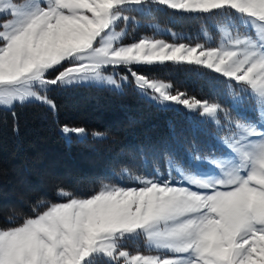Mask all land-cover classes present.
<instances>
[{
	"label": "snow or ice",
	"instance_id": "1",
	"mask_svg": "<svg viewBox=\"0 0 264 264\" xmlns=\"http://www.w3.org/2000/svg\"><path fill=\"white\" fill-rule=\"evenodd\" d=\"M154 5L230 23L218 46L154 36L124 44L121 23L135 24L130 13ZM168 65L226 78L234 107L253 101L259 120H233L214 100L134 67ZM85 84L132 87L161 109L182 106L206 124L220 126L223 113L235 129L223 141L228 151L193 154L186 163L166 152V176L159 161L155 175L125 166L87 196L60 188L57 202L0 227V264H264V0H0V109L38 102L55 114L50 94ZM60 131L88 136L83 127ZM138 239L157 254L122 250Z\"/></svg>",
	"mask_w": 264,
	"mask_h": 264
},
{
	"label": "trees",
	"instance_id": "2",
	"mask_svg": "<svg viewBox=\"0 0 264 264\" xmlns=\"http://www.w3.org/2000/svg\"><path fill=\"white\" fill-rule=\"evenodd\" d=\"M209 18L164 9L141 20L194 34ZM134 67L201 100L222 104L227 94L225 79L207 69ZM50 98L57 105L55 114L35 102L0 109V227L21 223L37 204L55 202L60 188L87 196L101 180L114 181L122 167L143 172L155 166L154 161L161 165L166 152L179 161L207 140L196 115L161 109L132 87L114 91L80 85L51 93ZM64 125L87 129V138L66 141L58 132ZM91 132L104 137L92 138Z\"/></svg>",
	"mask_w": 264,
	"mask_h": 264
},
{
	"label": "rangeland",
	"instance_id": "3",
	"mask_svg": "<svg viewBox=\"0 0 264 264\" xmlns=\"http://www.w3.org/2000/svg\"><path fill=\"white\" fill-rule=\"evenodd\" d=\"M164 9H168V8L164 5H154L153 10L150 13H136V12L130 13V15L136 18V22L135 24L127 25V26L121 23L120 27L125 28L126 30V35L122 42L126 44L125 40L128 38L133 39V42H134V41H138L142 37H153L154 36L155 38L165 40L166 42H185L191 45L201 43V44H204L205 46H218L221 43V41L224 39V33L223 31H221V28L226 27L230 23L229 17L211 16V18L207 19L206 21H203L202 24L199 26L198 32L195 35H192L187 32H174L169 27L161 26L160 24H157L155 22H147V23L142 22L141 20L142 16L155 15L158 13L159 10L163 11ZM170 11L174 13L184 14L182 12H177L174 10H170ZM141 28L142 30H146V32L141 31ZM117 30L119 31V29ZM241 31H251V30L244 29L243 27H241ZM118 71L121 74L128 75L126 70L123 68L119 69ZM129 79H131L130 75H129ZM84 86H90V85L85 84ZM95 87H99V86H95ZM105 88H108V87H105ZM237 95H239V93H237ZM144 98L150 101L151 103H153L148 98L146 97ZM228 99H229L230 107H228L227 110L233 120H240L241 122H244L242 118L250 119L253 122H257L259 120V113L253 101L246 100L244 103L240 104L237 108V107H234V102L229 95H228ZM35 103H38V102H35ZM153 104L156 105L155 103ZM173 108L174 109L181 108L187 111V113L193 114L189 112L188 110L184 109L182 106H174ZM238 112H239V115H238ZM198 117L200 121L203 123V118L200 116ZM220 120H221L220 126H216L214 124H206V123H205L206 125L202 124L203 130L205 128V130H207L209 133V136H207L208 137L207 142L205 141V143L202 145L203 147L206 146L205 149H200L201 151H194V153L187 154L185 155V157H183L179 161H183L186 163L188 162L190 155H193V154L210 155L213 152H216L217 154L221 152H227L228 150L224 147L223 141L227 136L230 135V132L234 131L235 129L234 127L232 129H229L227 121H225L223 118V113L220 114ZM61 127L62 126L58 127V132L66 141H69L72 137L76 138L75 136H72L71 138H65V136L60 131ZM204 132L206 133V131ZM92 133L94 132L90 133V137L94 138L92 136ZM103 137L104 135L102 134L101 137L96 138V139H100ZM159 167L166 176L167 169L165 167V162L159 165ZM143 173L146 175H155V166H150V167L145 168ZM57 200L58 198L56 195L55 202H57ZM122 250H126L130 254H133V255L134 254H144V255L157 254L156 250L150 249L147 245V242L143 239L127 241ZM168 255L171 256L172 254L169 253Z\"/></svg>",
	"mask_w": 264,
	"mask_h": 264
}]
</instances>
